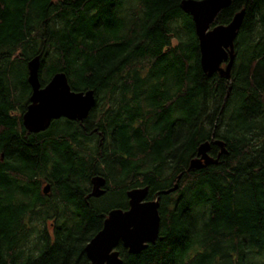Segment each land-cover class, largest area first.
Returning a JSON list of instances; mask_svg holds the SVG:
<instances>
[{
    "label": "trees",
    "instance_id": "obj_1",
    "mask_svg": "<svg viewBox=\"0 0 264 264\" xmlns=\"http://www.w3.org/2000/svg\"><path fill=\"white\" fill-rule=\"evenodd\" d=\"M179 2L0 0V264H90L84 245L136 186L159 196V229L136 253L119 244L121 264H264V0L211 24L243 9L229 79L202 71ZM35 55L41 86L63 71L93 90L85 118L24 128ZM213 139L226 153L189 169Z\"/></svg>",
    "mask_w": 264,
    "mask_h": 264
},
{
    "label": "water",
    "instance_id": "obj_2",
    "mask_svg": "<svg viewBox=\"0 0 264 264\" xmlns=\"http://www.w3.org/2000/svg\"><path fill=\"white\" fill-rule=\"evenodd\" d=\"M230 3L231 0H180L179 2L181 10L188 13L193 22L202 71L207 75L217 72L225 79L230 77L234 61V39L242 21L243 9L235 12L226 24L212 26L211 24L216 14ZM26 69L30 93L28 103L21 114V122L28 131L44 130L52 119L59 117L82 120L95 104L93 90H72L63 71L54 72L41 86L38 55L27 61ZM212 144L220 148V153L216 156L209 153L208 140L199 143L195 156L189 159V169L196 170L215 163L221 153H226L219 139H213ZM199 156L204 160H193ZM190 160H193L191 165ZM103 184L104 179L101 176H96L95 179L93 177L91 195L102 194ZM170 190L171 188L162 190V193ZM47 191L48 184H45L42 192ZM147 191V186L131 187L126 190L127 208L114 207L107 211L101 228L84 245V252L90 264H121L116 249L119 244L128 252L136 253L156 238L160 223L159 196L146 200Z\"/></svg>",
    "mask_w": 264,
    "mask_h": 264
},
{
    "label": "bare ground",
    "instance_id": "obj_3",
    "mask_svg": "<svg viewBox=\"0 0 264 264\" xmlns=\"http://www.w3.org/2000/svg\"><path fill=\"white\" fill-rule=\"evenodd\" d=\"M229 78H230V77H229ZM218 145H219V142H218ZM219 146H220V145H219ZM199 159H200V160H199ZM193 160L203 161L204 158H203L202 156H199V158H196V159H193ZM193 160H190V163H189L190 165L192 164V161H193ZM95 177H96V176H95ZM95 177H94V179H95ZM103 185H104V184H103ZM103 185H102V186H103ZM102 186H101V188H103ZM171 190H172V189H171ZM43 193H44V192H43ZM147 193H148V191H147ZM90 194H91V193H90ZM102 194H103V193H102ZM100 195H101V194H100ZM98 196H99V195H98ZM146 196H147V194H146ZM146 196H145V199H146V200H149V199L146 198ZM117 250H118V249H117ZM118 252H119V250H118Z\"/></svg>",
    "mask_w": 264,
    "mask_h": 264
},
{
    "label": "flooded vegetation",
    "instance_id": "obj_4",
    "mask_svg": "<svg viewBox=\"0 0 264 264\" xmlns=\"http://www.w3.org/2000/svg\"><path fill=\"white\" fill-rule=\"evenodd\" d=\"M222 65H223V63H222ZM65 118V117H64ZM76 120V119H75ZM102 187H104V185L102 186ZM91 190H92V188H91ZM116 249H118V246H117V248ZM120 257V256H119Z\"/></svg>",
    "mask_w": 264,
    "mask_h": 264
},
{
    "label": "rangeland",
    "instance_id": "obj_5",
    "mask_svg": "<svg viewBox=\"0 0 264 264\" xmlns=\"http://www.w3.org/2000/svg\"><path fill=\"white\" fill-rule=\"evenodd\" d=\"M44 185H45V184H44ZM44 185H43V186H44ZM43 186H42V187H43ZM46 193H47V192H46Z\"/></svg>",
    "mask_w": 264,
    "mask_h": 264
}]
</instances>
